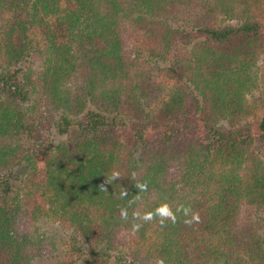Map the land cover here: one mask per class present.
Here are the masks:
<instances>
[{"label":"trees","instance_id":"obj_1","mask_svg":"<svg viewBox=\"0 0 264 264\" xmlns=\"http://www.w3.org/2000/svg\"><path fill=\"white\" fill-rule=\"evenodd\" d=\"M159 260L264 264V0H0V264Z\"/></svg>","mask_w":264,"mask_h":264},{"label":"clouds","instance_id":"obj_2","mask_svg":"<svg viewBox=\"0 0 264 264\" xmlns=\"http://www.w3.org/2000/svg\"><path fill=\"white\" fill-rule=\"evenodd\" d=\"M120 178V174L118 172H114L111 176L110 180H106V183H110L111 180H117ZM101 189L106 190L105 184L100 185ZM137 189L140 192L147 191V184H136ZM127 190L121 192V197H127ZM177 213H182L186 219H184V223L187 225H192L193 223H198L200 220V216L196 212H192L190 207H186L184 205H180L173 211L172 207L167 203H161L155 210L145 212L142 216L138 213H133L134 220H142L143 222H151L154 220H158L161 225H164L166 222L170 221L175 224L177 222ZM121 219L127 221L128 220V212L126 208L121 209ZM142 226L141 223H133V230H139ZM158 264H164L163 260H159Z\"/></svg>","mask_w":264,"mask_h":264},{"label":"rangeland","instance_id":"obj_3","mask_svg":"<svg viewBox=\"0 0 264 264\" xmlns=\"http://www.w3.org/2000/svg\"><path fill=\"white\" fill-rule=\"evenodd\" d=\"M38 227H40V229H39V231H44V230H47V231H51L53 228H50L51 226H50V224L49 225H41V224H39V226Z\"/></svg>","mask_w":264,"mask_h":264}]
</instances>
